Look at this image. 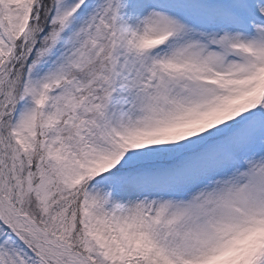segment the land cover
Segmentation results:
<instances>
[{"label": "snow or ice", "instance_id": "6c2138e0", "mask_svg": "<svg viewBox=\"0 0 264 264\" xmlns=\"http://www.w3.org/2000/svg\"><path fill=\"white\" fill-rule=\"evenodd\" d=\"M0 264H264V0H0Z\"/></svg>", "mask_w": 264, "mask_h": 264}]
</instances>
